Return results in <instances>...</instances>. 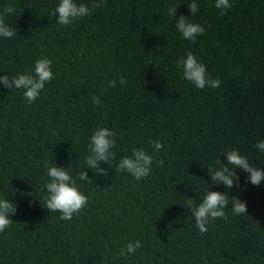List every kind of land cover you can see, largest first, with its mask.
<instances>
[{
    "label": "trees",
    "instance_id": "16d2710c",
    "mask_svg": "<svg viewBox=\"0 0 264 264\" xmlns=\"http://www.w3.org/2000/svg\"><path fill=\"white\" fill-rule=\"evenodd\" d=\"M75 2L91 9L93 0ZM196 2L192 15L190 0H106L63 26L54 15L60 0H0V13L14 7L4 19L17 33L0 37V75L35 76L45 57L54 74L31 105L23 89L0 85V199L17 206L0 233V264H264V182L252 185L249 173L228 165L239 181L227 189L207 170L227 164L231 150L264 168L255 147L264 140V0H230L223 16L216 0ZM170 7L205 28L196 43L183 39ZM188 52L218 88L183 79L176 63ZM101 127L115 132L114 158L100 165L107 175L84 162ZM140 148L153 164L137 181L118 164ZM70 164L88 205L63 221L46 209L47 166ZM82 171L92 183L78 178ZM210 190L228 195L227 219L201 234L192 206ZM233 197L247 214L232 212ZM137 240L135 254L118 255Z\"/></svg>",
    "mask_w": 264,
    "mask_h": 264
},
{
    "label": "clouds",
    "instance_id": "9594fccd",
    "mask_svg": "<svg viewBox=\"0 0 264 264\" xmlns=\"http://www.w3.org/2000/svg\"><path fill=\"white\" fill-rule=\"evenodd\" d=\"M106 6V0H93L91 9L86 4H77L75 0H60V3L54 10V15L58 14L57 23L59 25L68 26L80 18L89 16L92 10ZM189 10L192 15L198 13L199 7L196 0H190L188 3ZM215 7L220 10V15H226L227 11L233 7L230 0H216ZM15 11L11 5L5 6L3 12L0 13V37L11 39L17 33L16 30L10 28L4 17L13 14ZM168 15L176 19L177 8L170 7L167 9ZM176 29L182 34L183 39L196 43L198 36L205 34V28L197 23L191 22L187 17L181 15L176 19ZM161 49V48H160ZM159 49V50H160ZM176 66L182 70L183 79L190 81L196 88L204 89L205 87L218 88L221 81L213 79L207 75V68L199 62L192 52H188L186 58L181 57ZM35 76L20 74L16 77L8 75H0V85L8 89H23L24 99L31 105L40 96L41 91L45 88L46 83L51 82L54 78L52 72V61L48 58L38 59L34 65ZM119 83L126 85L127 81L121 77ZM109 87H115L116 81H109ZM91 100L95 105H101L99 97L92 96ZM115 132L106 127L98 128L90 137L88 145L89 155L85 158V163L88 168L96 170L97 174L107 175V171L101 168V163H108L114 158V153L111 149L116 147L114 139ZM79 140V137H77ZM153 149L159 152L163 148V144L156 140L150 141ZM255 147L264 153V140L257 142ZM223 156L227 159V164L222 163V167L215 169L211 166L207 168L208 175L213 184L223 185L227 189H231L239 181L237 171L243 170L249 173L248 182L252 185L259 186L264 182V168H258L249 163L246 156H242L238 150L226 152ZM163 166V161L158 162ZM153 157L144 149H133L130 157H124L118 164V170L127 172L137 181L147 178L151 173ZM228 165H232L230 168ZM72 165L67 168L58 166H47V176L49 182L45 188L48 193L46 198V209L50 212L60 213L59 219L63 221H71L74 215H78L87 205L88 197L83 194L76 186V181L71 176ZM80 180L92 183L88 176V172L82 171L79 173ZM32 197L33 192L28 193ZM193 199H189V204H192ZM229 205V197L226 193L217 191H208L203 201L198 206H192V215L195 218L196 226L201 234L208 231L207 225L217 219H227L224 209ZM232 212L236 215L247 214V205L241 202L238 198L231 199ZM17 210V206L7 199H0V233L4 232L12 224L13 216ZM141 247L140 241L135 243L129 242L118 255L127 256L135 254L137 249Z\"/></svg>",
    "mask_w": 264,
    "mask_h": 264
}]
</instances>
